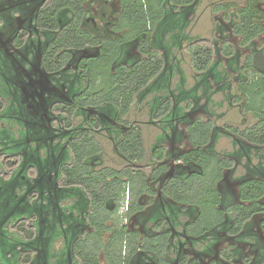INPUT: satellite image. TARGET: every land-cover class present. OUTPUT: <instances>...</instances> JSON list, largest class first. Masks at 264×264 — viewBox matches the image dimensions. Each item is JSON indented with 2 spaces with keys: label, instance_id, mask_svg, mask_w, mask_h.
I'll return each instance as SVG.
<instances>
[{
  "label": "flooded vegetation",
  "instance_id": "af4514ba",
  "mask_svg": "<svg viewBox=\"0 0 264 264\" xmlns=\"http://www.w3.org/2000/svg\"><path fill=\"white\" fill-rule=\"evenodd\" d=\"M55 1L0 0V264H84L88 253L108 264V250L117 264H264V155H247L243 140L203 110L154 107L159 90L126 111L102 98V69L135 65L146 47L166 64V50L154 46L170 45V34L155 38L149 25L136 35L122 0ZM249 4L264 27V4L238 8ZM176 21L169 75L181 69L175 52L200 41L187 29L183 41ZM221 24L228 34L219 47L254 49L253 57L264 49L262 34L253 49L225 42L236 36ZM135 105L147 112L133 114ZM207 120L219 136L211 131L196 146L187 130ZM150 126L157 134L148 150ZM135 135L143 155L121 147ZM220 138L232 151L216 150Z\"/></svg>",
  "mask_w": 264,
  "mask_h": 264
},
{
  "label": "trees",
  "instance_id": "16d2710c",
  "mask_svg": "<svg viewBox=\"0 0 264 264\" xmlns=\"http://www.w3.org/2000/svg\"><path fill=\"white\" fill-rule=\"evenodd\" d=\"M69 1L71 5L80 6V0ZM135 1L138 2V0ZM64 2L65 0H56L55 5L62 7ZM257 2L264 4V0H257ZM122 3L124 21L126 24H130L131 31H134L136 35L148 33L147 27L150 25L151 31H154V28L158 29V33H154L155 38L157 36L160 38L162 32L170 34L171 44L163 45L161 43V45L154 46L155 49L166 50V64L158 52L152 51V49L147 50L146 47L143 51L146 57L135 65L120 67L112 74L108 73L107 69H102L99 75L103 80V89L101 90L103 100L115 103L119 109L123 108V111H126L135 99H145L148 94H154L159 90L162 92V96L152 97L151 105L154 107L160 105V109L164 113L173 109L174 105V113L178 115L185 109L183 106L180 108L179 104H184L189 110L194 108L203 110L206 119H219L221 115H216L213 109H209V106L217 105L211 98L213 95L224 94L227 101L233 100L234 103L239 104L242 112L251 114L256 121L251 128L244 131L236 130L230 126H226V129L231 135L236 134L243 140L240 143L247 155H264L260 151V148L264 147V72L253 67L252 55L256 52L253 49V40L261 34L264 35V27L261 26L263 16L260 9L254 4H249L245 9L235 6L233 11L227 13L225 20L229 22V27L233 28L232 34L240 39L239 45L253 49L251 55H242L240 50H234L227 43H222V47H219L218 41H214L210 46L201 43L189 45L190 64L196 75V82L187 88L186 75L178 66L172 75L168 74L171 70L168 56L173 46H179L177 42L175 45L178 23L176 16H179V20L182 22V40L188 42L191 40L184 31L188 28L187 18L193 13L197 4L196 0H145V3L139 2V4H134L131 0H122ZM178 7H180V12L177 13L175 10ZM218 9L221 11L226 9V6L222 5ZM216 31L221 33L220 40L225 38L222 36L225 32L222 24L217 26ZM110 52L111 50L108 52L109 55H111ZM214 56L220 57L214 61ZM222 59L226 60L225 67L221 65ZM163 65H166L165 69H163ZM175 74L179 78L174 88L170 89V79ZM97 76L98 74L93 76V83ZM230 76L233 78L230 79ZM232 82L238 85V95L232 94ZM211 125V122L207 120L189 126L187 131L190 141L199 147L206 145L210 140L211 131L215 135L213 140L216 141L219 136L217 132L220 131L217 128H212ZM130 146L134 147V155H143L141 141L137 135L129 142L125 140L121 145L125 153L128 152ZM105 257L108 264H117L114 256L111 257L109 254V250L106 251ZM83 260L84 264H99L95 253L86 254Z\"/></svg>",
  "mask_w": 264,
  "mask_h": 264
},
{
  "label": "rangeland",
  "instance_id": "374dc122",
  "mask_svg": "<svg viewBox=\"0 0 264 264\" xmlns=\"http://www.w3.org/2000/svg\"><path fill=\"white\" fill-rule=\"evenodd\" d=\"M245 0H199L197 7L195 8L194 15L191 17L187 28V34L189 37L197 38L199 43L210 46L214 41H220L218 36L221 33L216 31L218 25L224 22L227 18V13L235 6H242ZM225 5L226 9L219 10L220 6ZM230 10H229V9ZM228 33L223 32L222 36H226ZM236 47L239 43L237 37L230 36L225 42L229 41ZM258 45L261 46L260 41ZM189 46L185 44L181 51L175 52L177 58L180 60L181 69L184 71L187 78V88L191 87L195 81V73L193 72L190 64ZM216 57L214 61L218 60ZM226 66L225 61L221 64ZM253 67L258 71L264 72V49L253 57ZM233 77L230 76V79ZM176 79L173 80L172 86ZM237 84L232 82V94L238 95ZM212 100L217 104L213 105V110L216 115H222L219 119H215L216 125H228L236 130L244 131L251 128L255 124V119L251 114H244L239 104L234 103L233 100L227 101L224 94L213 95ZM148 99V98H147ZM202 103V102H201ZM220 105L218 106V104ZM146 111L144 105H135L133 114H142ZM147 112V111H146ZM146 118L144 117V120ZM157 134V128L150 126L144 132L145 146L149 150L154 142V137ZM218 152L232 151L231 142L229 139L220 138L216 145Z\"/></svg>",
  "mask_w": 264,
  "mask_h": 264
},
{
  "label": "crops",
  "instance_id": "0c3cea01",
  "mask_svg": "<svg viewBox=\"0 0 264 264\" xmlns=\"http://www.w3.org/2000/svg\"><path fill=\"white\" fill-rule=\"evenodd\" d=\"M226 22H228V21H226ZM226 31V30H225ZM263 72V71H262Z\"/></svg>",
  "mask_w": 264,
  "mask_h": 264
}]
</instances>
